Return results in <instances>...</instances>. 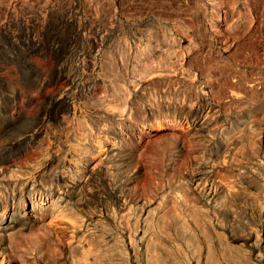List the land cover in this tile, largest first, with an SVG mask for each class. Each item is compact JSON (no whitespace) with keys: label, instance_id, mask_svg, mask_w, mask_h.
Masks as SVG:
<instances>
[{"label":"rangeland","instance_id":"374dc122","mask_svg":"<svg viewBox=\"0 0 264 264\" xmlns=\"http://www.w3.org/2000/svg\"><path fill=\"white\" fill-rule=\"evenodd\" d=\"M0 223V264H264V0H0Z\"/></svg>","mask_w":264,"mask_h":264},{"label":"bare ground","instance_id":"6f19581e","mask_svg":"<svg viewBox=\"0 0 264 264\" xmlns=\"http://www.w3.org/2000/svg\"><path fill=\"white\" fill-rule=\"evenodd\" d=\"M111 105V104H110ZM109 107V106H108ZM115 108V107H114ZM3 223H0V229L4 228Z\"/></svg>","mask_w":264,"mask_h":264}]
</instances>
